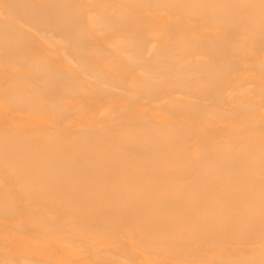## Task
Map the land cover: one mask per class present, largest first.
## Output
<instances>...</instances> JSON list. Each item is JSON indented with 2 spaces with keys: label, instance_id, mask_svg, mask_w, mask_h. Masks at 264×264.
I'll return each instance as SVG.
<instances>
[{
  "label": "bare ground",
  "instance_id": "bare-ground-1",
  "mask_svg": "<svg viewBox=\"0 0 264 264\" xmlns=\"http://www.w3.org/2000/svg\"><path fill=\"white\" fill-rule=\"evenodd\" d=\"M0 264H264V0H0Z\"/></svg>",
  "mask_w": 264,
  "mask_h": 264
}]
</instances>
